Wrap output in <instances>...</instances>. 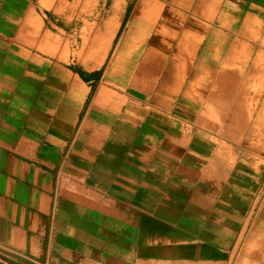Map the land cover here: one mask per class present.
Masks as SVG:
<instances>
[{
    "label": "crops",
    "instance_id": "crops-1",
    "mask_svg": "<svg viewBox=\"0 0 264 264\" xmlns=\"http://www.w3.org/2000/svg\"><path fill=\"white\" fill-rule=\"evenodd\" d=\"M78 1L0 0V264H264V0Z\"/></svg>",
    "mask_w": 264,
    "mask_h": 264
},
{
    "label": "rangeland",
    "instance_id": "rangeland-1",
    "mask_svg": "<svg viewBox=\"0 0 264 264\" xmlns=\"http://www.w3.org/2000/svg\"><path fill=\"white\" fill-rule=\"evenodd\" d=\"M87 2V3H86ZM132 7L129 11L128 18L126 19V22L123 24L120 30V35L118 36V40L116 42V45H114L108 52L105 65H111L113 61L121 59L125 62H132L136 63L137 60L140 59V57L143 55V52L140 49H137L135 51H131V46L133 45V35L138 30V26H136V23L138 21V15H140V6L142 4H139L135 1H133V4H131ZM146 4H144L145 6ZM143 6V5H142ZM141 6V7H142ZM149 5L147 4L146 7ZM102 8V1L101 0H80L77 3V12H78V37H77V43L81 44L83 37L81 34H83L86 30L91 31L93 30V59H95L98 54L100 47H102V41L105 42V40L109 37V34L111 33L112 26L107 24V16L110 13L104 14V10ZM142 18V15H141ZM82 28H84L82 30ZM103 34V35H102ZM102 40V41H101ZM82 55V54H81ZM256 57L255 54L252 55L251 59H254ZM254 73H252V89L250 90H243L242 95L250 96V95H256L260 96L263 95L264 98V67L255 69ZM207 86V85H206ZM252 106L254 112H258V110L261 107V101L258 100L256 97L252 100ZM255 120L258 119V117H253ZM257 133V132H256ZM255 132H252V134H256ZM247 150L252 151V147L248 145ZM244 148V150H246Z\"/></svg>",
    "mask_w": 264,
    "mask_h": 264
}]
</instances>
